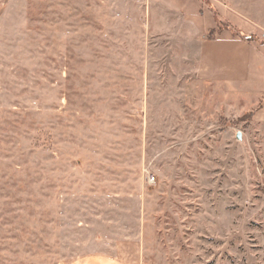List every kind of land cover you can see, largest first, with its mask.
Wrapping results in <instances>:
<instances>
[{
  "label": "rangeland",
  "instance_id": "obj_1",
  "mask_svg": "<svg viewBox=\"0 0 264 264\" xmlns=\"http://www.w3.org/2000/svg\"><path fill=\"white\" fill-rule=\"evenodd\" d=\"M262 60L264 0H0V264H264Z\"/></svg>",
  "mask_w": 264,
  "mask_h": 264
},
{
  "label": "crops",
  "instance_id": "obj_2",
  "mask_svg": "<svg viewBox=\"0 0 264 264\" xmlns=\"http://www.w3.org/2000/svg\"><path fill=\"white\" fill-rule=\"evenodd\" d=\"M196 13L200 14L197 11H196ZM235 40L238 41V42L241 41V39H238V38L235 39ZM243 41H245V40H243ZM236 44H238V43H236ZM246 44H247V49L249 48L248 50L251 51L252 55H254L253 51H256V55L257 56H261L262 55L261 50H259L258 48L256 49V47L250 41L239 42V44L236 45V46H245ZM257 51H259L261 53H259ZM262 63H263V60H262ZM203 77L208 79V80H212V81H214V80H224L226 82L228 81L229 83H232L233 82L232 80L238 81L236 76L234 78H228V77H221L220 78L213 71H210L209 73L203 75ZM259 89H260L259 92L263 91V87L261 88V86H260ZM70 264H132V262H128L126 260V258L122 257V256L93 255V256H88V257H85V258H82V259H79V260H75L74 262H72Z\"/></svg>",
  "mask_w": 264,
  "mask_h": 264
},
{
  "label": "built area",
  "instance_id": "obj_3",
  "mask_svg": "<svg viewBox=\"0 0 264 264\" xmlns=\"http://www.w3.org/2000/svg\"><path fill=\"white\" fill-rule=\"evenodd\" d=\"M156 180V177L153 175L152 177H149V182H154Z\"/></svg>",
  "mask_w": 264,
  "mask_h": 264
},
{
  "label": "water",
  "instance_id": "obj_4",
  "mask_svg": "<svg viewBox=\"0 0 264 264\" xmlns=\"http://www.w3.org/2000/svg\"><path fill=\"white\" fill-rule=\"evenodd\" d=\"M237 137L240 139L241 138V135L239 134Z\"/></svg>",
  "mask_w": 264,
  "mask_h": 264
}]
</instances>
